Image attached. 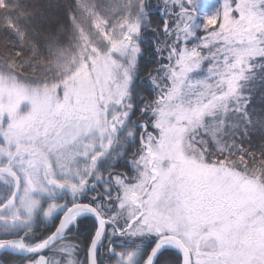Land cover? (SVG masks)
I'll list each match as a JSON object with an SVG mask.
<instances>
[{
  "label": "snow or ice",
  "instance_id": "6c2138e0",
  "mask_svg": "<svg viewBox=\"0 0 264 264\" xmlns=\"http://www.w3.org/2000/svg\"><path fill=\"white\" fill-rule=\"evenodd\" d=\"M0 264H264V0H0Z\"/></svg>",
  "mask_w": 264,
  "mask_h": 264
},
{
  "label": "trees",
  "instance_id": "16d2710c",
  "mask_svg": "<svg viewBox=\"0 0 264 264\" xmlns=\"http://www.w3.org/2000/svg\"><path fill=\"white\" fill-rule=\"evenodd\" d=\"M154 1H156V0H152V2H154ZM159 2H160V0H158ZM207 5V7H209L210 6V4H206Z\"/></svg>",
  "mask_w": 264,
  "mask_h": 264
},
{
  "label": "rangeland",
  "instance_id": "374dc122",
  "mask_svg": "<svg viewBox=\"0 0 264 264\" xmlns=\"http://www.w3.org/2000/svg\"><path fill=\"white\" fill-rule=\"evenodd\" d=\"M201 3L204 4V0H201Z\"/></svg>",
  "mask_w": 264,
  "mask_h": 264
}]
</instances>
